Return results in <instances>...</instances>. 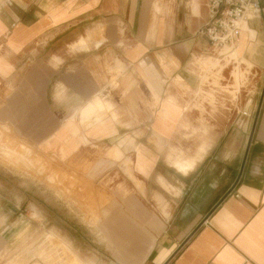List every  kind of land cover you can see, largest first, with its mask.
I'll use <instances>...</instances> for the list:
<instances>
[{"label":"crops","instance_id":"obj_1","mask_svg":"<svg viewBox=\"0 0 264 264\" xmlns=\"http://www.w3.org/2000/svg\"><path fill=\"white\" fill-rule=\"evenodd\" d=\"M209 18L207 0H0V123L117 178L99 223L119 264H264V14L225 97L198 59L219 49ZM14 240L0 264L25 256Z\"/></svg>","mask_w":264,"mask_h":264},{"label":"rangeland","instance_id":"obj_2","mask_svg":"<svg viewBox=\"0 0 264 264\" xmlns=\"http://www.w3.org/2000/svg\"><path fill=\"white\" fill-rule=\"evenodd\" d=\"M240 47H245V42L239 45V52ZM207 56L218 57L219 52L213 50L200 58ZM243 57H249L247 49ZM242 67L245 71L247 66ZM230 71L224 72L221 84L216 86L222 90V97L236 90L231 85ZM255 76L252 67L237 98L233 97L241 110L255 90ZM14 124L19 123H0V234L9 239L12 234L14 249L24 250L25 254L22 257L19 251L12 264H76V256L67 244L85 264L96 263L84 259L86 253L100 264H119L112 255V243L102 237L99 223L104 216L101 202L118 199L117 178L107 183L108 178L88 175L84 166L76 167L45 153L25 141V131ZM55 204L57 207H53ZM96 220L98 223L92 224ZM7 259L0 257V262Z\"/></svg>","mask_w":264,"mask_h":264},{"label":"built area","instance_id":"obj_3","mask_svg":"<svg viewBox=\"0 0 264 264\" xmlns=\"http://www.w3.org/2000/svg\"><path fill=\"white\" fill-rule=\"evenodd\" d=\"M207 1L210 18L200 34L216 48L237 44L243 23L264 14V0Z\"/></svg>","mask_w":264,"mask_h":264},{"label":"bare ground","instance_id":"obj_4","mask_svg":"<svg viewBox=\"0 0 264 264\" xmlns=\"http://www.w3.org/2000/svg\"><path fill=\"white\" fill-rule=\"evenodd\" d=\"M248 30H249V26L247 25V23H243V25H242V36H241L239 42L237 44H235L234 46L226 45L222 48L217 49L219 52V56L226 55L225 58L220 59L219 56L218 57L207 56L204 58H198L202 67H203L202 69L205 72V75L207 76V82L209 81V83H212L215 86L220 85L221 81H222L220 78L221 73L225 69L231 68V71H233L232 76H233L234 83L237 81L236 85L237 86L239 85V81H238L239 75H238V71L235 69L238 66V62H239V57L237 55V47L240 44V42L243 40V38H244V36ZM253 53H255V52H253ZM67 245L73 251L72 254H75V256H76L75 263L78 264L79 261H81L82 264H85V263H83V260L80 258V256L74 251L73 247L69 244H67Z\"/></svg>","mask_w":264,"mask_h":264}]
</instances>
